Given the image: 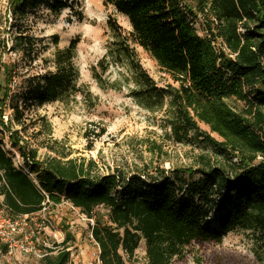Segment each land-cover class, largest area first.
Instances as JSON below:
<instances>
[{
  "label": "trees",
  "instance_id": "trees-1",
  "mask_svg": "<svg viewBox=\"0 0 264 264\" xmlns=\"http://www.w3.org/2000/svg\"><path fill=\"white\" fill-rule=\"evenodd\" d=\"M43 1L8 0V10L15 18L23 13L20 8L33 9ZM47 1L53 13L77 4V0ZM103 5L124 17L129 30L112 16L107 18L112 41L98 63L100 72L110 64L127 65L137 103L151 112L167 106L172 139L184 143L198 133L214 155L226 158V165L213 166L200 156L197 169L160 172L153 178L117 170L99 174L93 161L66 157L40 161L37 150L29 149L11 127L19 124L18 109L14 108L12 119L3 121L13 67L0 59V128L8 132V143L27 171L16 169L13 157L0 147V206L11 218L36 214L62 199L88 219L96 208L106 209L108 223L96 221L90 230L101 264L129 263L141 240L147 264H171L183 260L193 243L220 244L236 230L250 232L253 264H264V0H103ZM199 17L206 27L203 35L195 29ZM216 38L233 58L216 52L211 45ZM22 41L16 39L15 45ZM135 48L148 54L179 83L178 88H156L140 67ZM74 49L75 42H70L55 52V72L37 79L27 102L42 106L74 90ZM229 98L242 102L245 109H231ZM198 123L208 126L220 141L199 133ZM229 156H235L237 163ZM215 212L218 228L207 223ZM66 240L72 238L67 235ZM61 246L42 248V264H68L69 252Z\"/></svg>",
  "mask_w": 264,
  "mask_h": 264
},
{
  "label": "rangeland",
  "instance_id": "rangeland-1",
  "mask_svg": "<svg viewBox=\"0 0 264 264\" xmlns=\"http://www.w3.org/2000/svg\"><path fill=\"white\" fill-rule=\"evenodd\" d=\"M49 5L44 0L33 9L20 8L19 13H23L13 18L8 0H0V59L3 65L13 67L11 97L5 104L3 121L12 119L14 108L18 109L22 114L19 124L12 123L11 127L19 132L29 149L37 150L40 161L46 157L93 161V169L99 174L117 170L126 175L146 173L153 178L160 172L167 175L173 170L197 169L200 156H206L213 166L226 165V158L214 155L198 133H193L184 143L172 139L167 106L151 112L137 103L132 94L136 85L127 65L110 64L106 72H100L98 63L112 41L107 18L112 16L128 31L124 17L105 7L103 0H77L72 8L57 13H53ZM204 28L199 17L195 29L203 35ZM16 39L23 40L19 46L15 45ZM70 42H75L74 90L61 100L42 106L27 102L37 79L55 72V52L66 48ZM135 53L140 67L156 88H178L179 83L171 76H161L162 70L148 54L139 48H135ZM94 70L100 84L94 79ZM226 103L236 112L245 109L244 104L234 98L227 99ZM100 131L104 132L101 136ZM198 131L220 141L203 123H198ZM7 138L8 132L0 128V147L16 159L18 152L10 147ZM229 157L232 163H237L235 156ZM198 176L194 175L193 179ZM178 200L183 201L181 196ZM92 215L88 219L62 199L59 204H48L41 212L20 220L18 236L26 237L25 243L33 246L37 253H45L43 244L48 249L63 244L61 248L68 250L71 264H99V249L90 230L96 221L107 224L108 212L99 207ZM1 216L8 217L5 211ZM209 222L210 226L214 223L219 227L216 212L208 216ZM67 235L72 240L67 241ZM250 235L248 231L236 230L227 233L220 244L193 243L186 249L183 260H174L171 264H198L197 261L200 264H253ZM5 253V246L0 243V264H42L34 252L16 253L14 259H8ZM54 254L55 251L51 253ZM126 264H147L143 240Z\"/></svg>",
  "mask_w": 264,
  "mask_h": 264
},
{
  "label": "built area",
  "instance_id": "built-area-1",
  "mask_svg": "<svg viewBox=\"0 0 264 264\" xmlns=\"http://www.w3.org/2000/svg\"><path fill=\"white\" fill-rule=\"evenodd\" d=\"M211 45L216 50V52L221 51L224 54H228L229 58H233V56L229 54L225 45L222 43V41L219 38L212 40ZM161 76L162 77H169L170 75L166 71L162 70ZM12 161H13V165L16 169H22L25 173H27V171L23 168V165H21L22 161H20L18 156L16 157V159L12 158ZM29 176H31V175H29ZM0 207H1L0 208V243L3 244L6 248V253H5L6 257L8 259H14L16 253L34 252L38 258L42 259L45 256V253L44 254L40 253V251H38V253L35 252L37 250H35L33 246H30L29 244L25 243L26 237H23L22 235L18 236L19 226L21 225L19 223V221L20 220L24 221V219H26V218L34 215V214L19 216V217H15V218L6 217V216L2 217L1 213L4 212V209L2 208V206H0ZM43 209H44V207H43ZM41 211H39V212H41ZM42 248L48 249L45 244L42 245ZM98 263L101 264V261H98ZM68 264H71L70 260H69Z\"/></svg>",
  "mask_w": 264,
  "mask_h": 264
}]
</instances>
